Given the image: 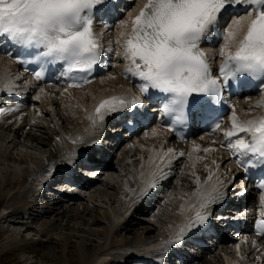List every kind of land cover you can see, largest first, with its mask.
Listing matches in <instances>:
<instances>
[{"label": "snow or ice", "instance_id": "1", "mask_svg": "<svg viewBox=\"0 0 264 264\" xmlns=\"http://www.w3.org/2000/svg\"><path fill=\"white\" fill-rule=\"evenodd\" d=\"M106 3L107 0H0V40L30 55L28 63L38 65L39 70L33 73L38 81L43 79L48 65L56 64L63 67L69 79L79 75L83 83H88V74L99 63L103 52L102 34L95 32V21L102 18L99 14ZM242 5L246 15L221 24L229 8ZM122 27L129 30L121 33L123 42L119 38L115 42L121 49L118 55L127 62L124 75L138 81L141 94L150 100L157 97L160 111L177 124H187L190 118L210 122L212 131H219L224 137L221 145L234 156L238 155L237 163L246 169L249 166L243 158L249 154L257 157L258 163H264V113L241 121L233 108L231 126L226 129L214 115L215 106L223 101V92L233 81L256 79L264 91V0H141L135 15H130L128 22H122ZM218 29H222L218 33L222 40L218 50L221 63L214 75L201 43ZM16 60L21 64L25 62L20 55ZM74 86L79 87L80 82ZM40 91L43 93L44 89ZM35 99L39 101L40 96ZM144 107V100L136 96L129 99L126 95H113L101 98L87 119L95 128L109 115L129 113L126 122L132 123L139 109ZM6 111L13 109L0 107V115ZM168 127L170 131L175 130L173 123ZM152 135H157L155 130ZM72 142L86 143L83 137ZM196 150H201L199 145ZM211 150L202 149L204 153ZM185 155L179 152L176 156L173 148L157 153L161 164L168 158V165L172 157L179 159ZM149 163L155 167L140 174L143 194L167 178V173L155 164L154 157H149ZM191 167L194 169L195 163ZM205 167L209 174L203 184L200 177L192 173L196 184L192 193L195 202L182 206L191 215L173 237L165 241V249L182 243L188 235L204 228L211 216L208 209L227 195V181L217 177L215 183H211L213 170L207 164ZM260 189L261 200H264V180ZM256 229L257 234L264 235V212L256 221ZM155 264H163V261Z\"/></svg>", "mask_w": 264, "mask_h": 264}, {"label": "bare ground", "instance_id": "2", "mask_svg": "<svg viewBox=\"0 0 264 264\" xmlns=\"http://www.w3.org/2000/svg\"><path fill=\"white\" fill-rule=\"evenodd\" d=\"M127 1L130 3L126 11L122 12L119 19L114 23L113 30L102 35L103 45L107 44L116 49V40L119 38L123 42L121 33L127 32L130 25L129 29H126L122 27V22H128L129 16L135 15L141 2V0ZM99 34L101 33L99 32ZM221 43L222 41L209 49L210 59L216 63L221 60L218 55ZM14 68L15 65L11 60L0 55V85L5 82L10 85L19 84V92L28 97L29 105L26 108H19L15 103L9 106L13 111H6L0 115V132H5L6 136L4 137L12 142H24L44 147L48 152V165H55L82 147L83 144L73 143V140L83 137L85 141H88L94 134L95 129H93L87 116L92 113L94 105L101 98H108L113 95H126L131 98L135 91L134 86L122 79L118 69L114 68L107 75L99 77L83 89L74 90L50 86L37 88L35 92L30 93L25 85L26 82L17 80L13 73ZM40 89H44V92L41 93ZM38 95L40 96L39 101L35 99ZM16 99L14 98V100ZM0 107L4 106L0 105ZM233 108L241 121L259 116L264 112V91L255 97L240 98L233 105ZM84 109L88 111L85 112ZM33 121L35 123H32ZM153 130L157 135H152ZM197 145L200 146V151L196 150ZM120 148L121 152L116 155V161H107L99 168H94V171H100L98 172L99 175L103 171L105 177L110 176L112 170L125 171L122 174L130 185V193L116 184L102 180L90 183L88 188L89 192L95 191L100 195H106L109 199H116L119 206L114 211L105 209L95 212L90 206L75 203L73 199L61 200L52 203L50 206L42 201L41 206H38L36 190L39 189L40 184L45 183L48 179L46 176H35L39 171L41 173L44 167H38V164L26 167L23 173L13 172L0 176V219L15 218V214L21 213L23 215L21 220L19 219L21 223L26 220L35 224L36 229L33 228V230L43 236L44 239L34 241L36 248L30 246L28 249L30 253L36 256L35 259L39 258V262L42 263L45 259L52 264H107L109 257L112 258V261L128 256L137 257V252L133 251L137 245L161 242L162 239L164 242L167 238L171 239L174 231L181 227L186 218L191 215V212L183 210L182 206H187L189 201L195 202L192 197V193L196 190L193 172L200 177L201 184H203L209 174L208 168L205 167L207 164L214 173L211 183H215L217 177L225 178L224 174L227 171L222 169L223 163H227L229 168L231 167V156L219 150L217 145L211 142V139L198 138L178 148L159 128H151L148 132L133 137ZM167 148L175 149L176 156L179 152H185L186 155L179 159L172 157L171 165L167 163L168 158H165L164 163L161 164L157 153L162 150L166 151ZM203 148L212 150L204 153ZM0 154L6 156L7 152L0 149ZM7 156L9 157V155ZM150 156L154 157L155 164L160 165L167 173V178L164 180L172 179L176 185L182 188L177 204L162 200V203L171 207L172 212L166 221H162L165 226L161 228L141 226L143 216L139 221L132 222L127 221L128 216L125 217L126 215H124L126 212L124 207L142 195L140 189L144 187V184L141 181V172H147L150 168L155 167L154 164L149 163ZM197 157L201 159L197 160ZM19 160L28 163L24 157ZM213 161L216 163L213 164ZM193 163H195L194 169L191 167ZM217 165L219 166L218 169ZM25 181H29L27 189L31 193L34 192L31 195H28V190L24 189ZM6 201H11L12 204L9 202V205L4 206ZM31 210L33 216H30ZM143 210L147 212L146 209ZM11 211L12 214H9ZM158 219L160 220L159 217ZM68 220L73 222L71 226L66 223ZM44 242L51 247L44 248ZM108 244L111 248L121 250L118 251L119 255L104 254L103 248ZM18 246V244L13 243L12 239L0 243V254ZM233 260L234 257L227 253H224L223 257L220 258L215 255H196L191 258L187 257L186 261L181 264H231Z\"/></svg>", "mask_w": 264, "mask_h": 264}, {"label": "rangeland", "instance_id": "3", "mask_svg": "<svg viewBox=\"0 0 264 264\" xmlns=\"http://www.w3.org/2000/svg\"><path fill=\"white\" fill-rule=\"evenodd\" d=\"M5 132H0V149L6 150L7 155L9 157L3 156L0 154V176L5 175L6 173H13V172H24L26 170V167L32 166V164H38V167H43L42 172L40 171L35 174V176H46L48 177L51 172V164L48 165L47 162V152L44 147H39L36 144H29V143H18V142H12L8 140ZM4 134V135H3ZM116 152H114L111 155V161H116ZM21 157H24L27 159V164L24 162H21L19 159ZM117 164V163H114ZM121 172V173H120ZM103 173V174H102ZM101 176H97L99 179H101L103 182H109L112 184H116L123 188L126 192H129L128 183L126 179L124 178L121 170L114 171L112 170V173L110 176L105 177V173L102 171ZM123 173V174H122ZM98 181V180H97ZM29 181H25V187L24 189L28 188ZM28 195H31L34 192H30L29 189H27ZM181 190L180 186L172 188L171 191H169L168 195L165 196L166 201L172 202H179V195L178 192ZM180 193V192H179ZM79 198H74L73 201L75 203H82L86 206H90L93 211L98 212L99 210H117L119 206V202L116 199H109L106 195H100L98 192H89V191H78ZM7 202V201H6ZM4 202V206L6 204L9 205L11 201ZM162 203L161 205L157 207H153L151 212H144V213H136L135 215L137 217H145L146 219H141V226H147L148 228H161L162 226H165L162 224V221H166L169 218V214H171V207L167 204ZM166 205V206H165ZM166 207V208H165ZM36 208V207H35ZM32 215V210L30 211ZM16 216V214H15ZM154 216V218H153ZM155 216H157L155 218ZM160 218V220L157 218ZM19 217H12V218H6V219H0V243H4L10 239L13 240V243L18 244L19 246L16 248H12L10 250H7L0 254V264H52L48 260H43L42 263L39 262V258H36L32 253L29 252L28 247H35L36 244H34V241H40L43 240L44 237L40 236L36 233V231L33 230L35 228V224H32L29 221L24 220L23 223H21V219L19 220ZM127 221H139L135 220V218L127 217ZM20 222V223H19ZM67 224L70 226L72 223L70 220L66 221ZM28 225V226H27ZM36 229V228H35ZM7 235H9V238H7ZM50 245L44 242L43 247L44 248H50ZM139 250L138 245L136 246ZM136 248V250H137ZM121 250H118L117 248H111L110 245H105L103 248V253H107L109 256H117L119 255V252ZM125 251V250H124ZM123 252V251H122ZM213 252L216 254H220L219 249H213ZM232 253V252H231ZM229 255H232V254ZM23 260V261H21Z\"/></svg>", "mask_w": 264, "mask_h": 264}]
</instances>
